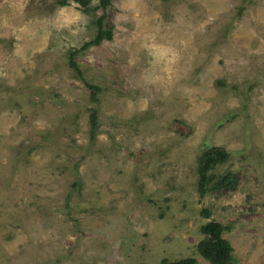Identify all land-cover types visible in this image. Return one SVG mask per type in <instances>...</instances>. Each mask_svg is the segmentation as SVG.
Segmentation results:
<instances>
[{
    "label": "rangeland",
    "instance_id": "1",
    "mask_svg": "<svg viewBox=\"0 0 264 264\" xmlns=\"http://www.w3.org/2000/svg\"><path fill=\"white\" fill-rule=\"evenodd\" d=\"M44 2L0 0V264H210V219L232 264H264V0H112L113 39L75 56L93 140L66 54L94 16ZM208 146L237 184L200 197Z\"/></svg>",
    "mask_w": 264,
    "mask_h": 264
},
{
    "label": "trees",
    "instance_id": "2",
    "mask_svg": "<svg viewBox=\"0 0 264 264\" xmlns=\"http://www.w3.org/2000/svg\"><path fill=\"white\" fill-rule=\"evenodd\" d=\"M53 4L59 7L67 6L70 0H52ZM77 7L87 15L94 16L95 32L94 35L82 43L79 48H71L67 51V65L73 71L74 77L81 80L89 89V99L94 106L88 110L89 137L93 140L98 130L97 105L99 94L102 88L90 82L83 73V70L75 56L90 46H97L103 41L113 39L114 24L109 19V11L112 8V0H71ZM44 0H30V5L42 8ZM2 41V39H0ZM218 85H225L222 80H216ZM229 157V152L222 146H208L202 149L196 161V188L200 197L208 192H218L222 189H234L237 184V176L232 172L217 174V166L225 163ZM75 185V184H74ZM204 218L210 217L207 209L202 210ZM228 225H223L218 221L210 219L200 225L199 231L203 237L197 243L198 253L210 264H232V247L229 241L223 237V232L228 230ZM160 264H198L194 257H184L178 259L163 258Z\"/></svg>",
    "mask_w": 264,
    "mask_h": 264
}]
</instances>
